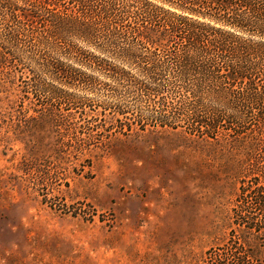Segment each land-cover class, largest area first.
I'll return each instance as SVG.
<instances>
[{"label": "trees", "instance_id": "obj_1", "mask_svg": "<svg viewBox=\"0 0 264 264\" xmlns=\"http://www.w3.org/2000/svg\"><path fill=\"white\" fill-rule=\"evenodd\" d=\"M0 90L22 108L80 110L81 126L19 141L32 160L20 170L43 182L95 146L84 112L101 90L114 97L98 105L113 113L100 143L158 127L216 147L240 193L202 264H264V0H0Z\"/></svg>", "mask_w": 264, "mask_h": 264}, {"label": "rangeland", "instance_id": "obj_2", "mask_svg": "<svg viewBox=\"0 0 264 264\" xmlns=\"http://www.w3.org/2000/svg\"><path fill=\"white\" fill-rule=\"evenodd\" d=\"M111 92L86 96L98 140L48 182L20 170L32 160L19 141L40 127L81 126L80 110L26 109L17 91L0 92V264H202L225 242L240 193L232 160L183 128L100 143L113 113L98 105Z\"/></svg>", "mask_w": 264, "mask_h": 264}]
</instances>
